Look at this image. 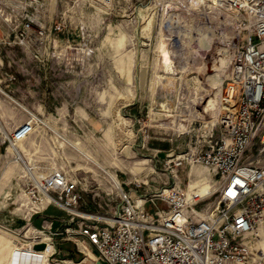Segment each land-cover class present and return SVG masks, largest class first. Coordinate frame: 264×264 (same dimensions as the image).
<instances>
[{
    "label": "rangeland",
    "instance_id": "374dc122",
    "mask_svg": "<svg viewBox=\"0 0 264 264\" xmlns=\"http://www.w3.org/2000/svg\"><path fill=\"white\" fill-rule=\"evenodd\" d=\"M4 3L0 242L15 247L30 227L20 208L26 204L25 166L11 162L17 152L5 142L16 126L30 118L38 122L25 144L34 157L25 158L29 166L45 172L49 166L65 168L82 182L80 209L113 212L117 182L126 190L154 192L173 184L164 167L169 154L191 157L201 149L209 132L205 125L213 124L218 109L210 100H219L234 44L250 34L234 12L216 9L210 0L193 6L186 0H0ZM25 147L18 145L22 153ZM80 165L93 170L77 169ZM211 172L201 164L179 169L181 181L203 195L208 191L200 185L211 189ZM205 202L212 206L216 198ZM47 213L58 221L54 232L63 231L59 220L68 213L55 205ZM6 217L12 222L5 223ZM53 237L57 251L51 258L69 260L59 250L68 235ZM72 240L68 246L76 254L64 264L85 256ZM0 245L6 255L8 247Z\"/></svg>",
    "mask_w": 264,
    "mask_h": 264
},
{
    "label": "built area",
    "instance_id": "2783aa9c",
    "mask_svg": "<svg viewBox=\"0 0 264 264\" xmlns=\"http://www.w3.org/2000/svg\"><path fill=\"white\" fill-rule=\"evenodd\" d=\"M210 1L216 9L241 14L242 30L250 34L235 45L217 122L201 149L191 157L165 160L173 184L143 193L121 183L116 208L105 213L80 209L84 189L70 171L32 166L31 176H25L26 204L20 206L26 222L52 205L70 217L62 218L65 227L55 232L51 217L49 228L35 229L32 244L18 242L21 248L48 245L42 234L54 244L53 235L66 233L79 249L94 250L98 264H264V0ZM7 8L8 3L1 4V14ZM36 123L34 118L22 122L5 142L28 141ZM194 164L214 172L205 196L190 193L181 181L179 169ZM213 197L216 202L206 205ZM149 203L158 209L149 211Z\"/></svg>",
    "mask_w": 264,
    "mask_h": 264
},
{
    "label": "crops",
    "instance_id": "0c3cea01",
    "mask_svg": "<svg viewBox=\"0 0 264 264\" xmlns=\"http://www.w3.org/2000/svg\"><path fill=\"white\" fill-rule=\"evenodd\" d=\"M26 142H27V140L23 142L24 147H25ZM23 154H24L26 159L34 158L33 152L30 149H27L26 147H25ZM27 156H28V158H27ZM11 162L20 163L21 161L16 159V154H15L14 161L12 160ZM51 167L52 166H49L48 168H51ZM80 168L81 169L82 168L92 169V167H88V166H84V165H80L77 169H80ZM74 170H75V168H74ZM77 179H79V178H77ZM80 182H81V180H80ZM201 186H204V188L208 191L207 193H209L211 191V189L209 190L206 183H202L200 185V187ZM116 188H117V185H116ZM201 188H203V187H201ZM195 189H197V188H195ZM117 190H118V188H117ZM50 218H51V216L47 213V210L44 213L32 215L31 219H30V227H29L28 232L33 234L35 229H42L44 227L49 228L50 221H51ZM4 221H5V223H7V222L10 223V222H12V218L10 219V218L6 217L4 219ZM59 221H61V220H59ZM16 222H17V220H14L13 224L15 223L18 227H23L24 224L28 225L27 222H25L24 224H23V222L22 223H16ZM55 223H58L57 219H56V222L55 221L53 222L52 227L54 226ZM26 235L29 236L28 234H26ZM44 238H45V240L43 239V241L48 242L47 247L41 251V252H44L42 256H44V254H45L44 258H37V257H34L33 255H30V256L22 255V256L17 257L18 260L16 258V253L14 251V248H16V247L12 245V241L8 242L6 244L4 241L1 240L0 243H3V245H6V248L8 247V250H7V253L5 255V251H1V249H0V264H64L67 262H73L70 259L71 258L74 259V255L76 253L73 252L72 248H70L68 246L70 244V242L68 241L69 239L61 243L63 247H59L60 252L62 251L64 253V255H66L65 258L69 259V260L62 261V260L51 258L54 256V254L57 251L56 246L53 244L52 238H50L49 235H45ZM21 239L22 240L24 239L30 243V241L27 240L26 238H21ZM15 245H16V243H15ZM0 247H1V245H0ZM77 249H78V251H80V253H81V251L83 252V250H84L83 253H85V256L82 260H79L78 262H74L75 264H98L97 256H96L94 250H92L91 248H90L91 249L90 250L86 246H81V249H83V250L79 249L78 247H77ZM91 252L94 253V255H95L94 257H90ZM52 262H54V263H52Z\"/></svg>",
    "mask_w": 264,
    "mask_h": 264
},
{
    "label": "bare ground",
    "instance_id": "6f19581e",
    "mask_svg": "<svg viewBox=\"0 0 264 264\" xmlns=\"http://www.w3.org/2000/svg\"><path fill=\"white\" fill-rule=\"evenodd\" d=\"M204 0H192V4L191 5H195V3H197L198 4V2L201 4V2H203ZM190 5V6H191ZM198 6V5H197ZM201 6V5H200ZM203 6V5H202ZM189 7V6H188ZM196 7V6H195ZM194 7V8H195ZM191 8V7H190ZM196 10V9H195ZM237 16H238V20L240 21L241 19H242V15L241 14H236ZM235 44H237V42L235 43ZM235 44H234V48H233V52H234V50H235ZM84 50V49H83ZM235 53V52H234ZM73 60V59H72ZM165 62H166V64L167 65H170L171 64V62H172V60H171V57H170V55H169V52H166L165 53ZM222 82V85H223V81H221ZM220 90L222 91V87L220 88ZM221 93V92H220ZM216 97V96H215ZM212 98L211 100H210V103H211V105L213 106V108L214 107H216V104H218V109H217V113H216V117H215V119H214V121H213V124L210 122V123H207L205 126L208 128L209 127V130H211L212 129V126L213 125H215V123L217 122V117H218V113H219V100H217V98ZM38 124V122L36 123V125ZM25 140H20V141H16V142H13L12 144H10L12 147H13V149H14V151H16L17 152V155H16V159L17 160H20L23 164H24V166H25V172H26V176L27 175H30L31 176V174H30V169L31 168H33V167H31V165L32 164H30V166H29V163H27V161H26V159H25V157H24V155H23V153L19 150V148H18V145H19V143L20 142H24ZM180 156H183V155H180ZM54 168H56V167H51V168H48L49 170L47 171V172H50V171H52ZM116 185H117V188H118V191H121V188H122V185H121V182H117L116 183ZM187 190L190 192V193H196V194H199L200 196H205V195H203L202 193H201V191L199 190V189H190L189 188V181H188V183H187ZM6 230V229H5ZM9 231V230H8ZM29 231V230H28ZM6 232V231H5ZM12 232V231H11ZM14 234H16L15 232H13ZM34 233H36L35 231L33 232V234H30V236H27L26 234L24 235V236H22V238H26L27 240H29L30 241V244H32V242H33V237L35 236V234ZM43 235V237L41 238L42 240L44 239L45 240V238H44V236H45V234H42ZM20 240V239H19ZM18 240V241H19ZM44 250V249H43ZM14 251H15V253H16V258L17 257H19V256H22V255H27V256H30V255H33L34 257H37V258H44L45 257V254H44V256H42L43 255V253L44 252H41V251H38V250H36V249H34L33 247H31V248H27V249H23V248H21V246H18V244H17V242H16V248H14ZM95 255H94V253L93 252H91L90 253V257H94ZM17 260H18V258H17Z\"/></svg>",
    "mask_w": 264,
    "mask_h": 264
},
{
    "label": "water",
    "instance_id": "95a60500",
    "mask_svg": "<svg viewBox=\"0 0 264 264\" xmlns=\"http://www.w3.org/2000/svg\"><path fill=\"white\" fill-rule=\"evenodd\" d=\"M174 152L172 154H169L168 157L172 156L173 157ZM47 247L46 243H39L35 245L36 250H43Z\"/></svg>",
    "mask_w": 264,
    "mask_h": 264
}]
</instances>
